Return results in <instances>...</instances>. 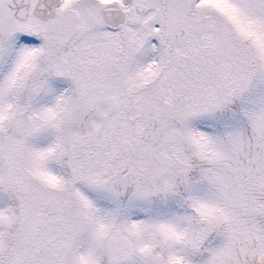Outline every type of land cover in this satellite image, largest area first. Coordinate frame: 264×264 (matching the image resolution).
I'll return each instance as SVG.
<instances>
[{"label": "snow or ice", "instance_id": "obj_1", "mask_svg": "<svg viewBox=\"0 0 264 264\" xmlns=\"http://www.w3.org/2000/svg\"><path fill=\"white\" fill-rule=\"evenodd\" d=\"M0 264H264V0H0Z\"/></svg>", "mask_w": 264, "mask_h": 264}]
</instances>
